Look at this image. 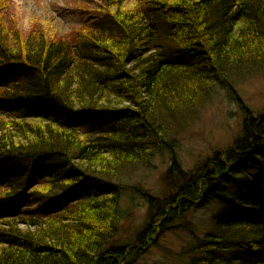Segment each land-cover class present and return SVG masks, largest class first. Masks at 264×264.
<instances>
[{
  "label": "trees",
  "instance_id": "1",
  "mask_svg": "<svg viewBox=\"0 0 264 264\" xmlns=\"http://www.w3.org/2000/svg\"><path fill=\"white\" fill-rule=\"evenodd\" d=\"M7 1L0 264H132L168 223L213 197L230 216L197 240L190 264H264V111L235 91L264 71V0H101L65 34L41 21L23 30ZM220 92L238 103L242 132L197 178L174 147ZM165 153L171 194L161 201L132 179ZM233 180L243 185L234 199L224 195ZM126 192L148 202L150 221L135 244L117 246L137 205Z\"/></svg>",
  "mask_w": 264,
  "mask_h": 264
},
{
  "label": "rangeland",
  "instance_id": "2",
  "mask_svg": "<svg viewBox=\"0 0 264 264\" xmlns=\"http://www.w3.org/2000/svg\"><path fill=\"white\" fill-rule=\"evenodd\" d=\"M100 4L101 0L7 1L10 13L23 30H27L32 21H41L60 34L79 26L95 14V9L100 7ZM235 91L256 114L264 111V71L240 79ZM216 96L196 111L195 119L179 134L174 147L180 168L194 174L206 168L203 178L209 176L213 166L209 159L216 152L230 147L242 132L243 114L238 103L226 92H220ZM172 161L170 153H165L158 156L149 167L135 168L132 184L158 200L168 198L171 187L166 174ZM241 188L243 185L233 180L228 183L224 195L232 199L239 197ZM127 196L134 199L137 205L119 227L115 240L117 246L135 244L138 234L150 221L148 202L135 192H126V198ZM225 208L223 199L213 197L205 204L192 208L187 214L176 217L168 223L157 245L142 250L132 264H190L191 257L198 254L194 251L197 240L205 239L212 233L220 217L230 216Z\"/></svg>",
  "mask_w": 264,
  "mask_h": 264
},
{
  "label": "bare ground",
  "instance_id": "3",
  "mask_svg": "<svg viewBox=\"0 0 264 264\" xmlns=\"http://www.w3.org/2000/svg\"><path fill=\"white\" fill-rule=\"evenodd\" d=\"M207 167V166H206ZM206 169V168H205ZM203 170V171H201V172H199V173H197V174H195L196 175V177L198 178V177H200L201 175H203L204 176V173L206 172V170ZM200 175V176H199ZM188 213V211H186V214ZM184 215V214H183ZM183 215H181V216H183ZM148 241V240H147Z\"/></svg>",
  "mask_w": 264,
  "mask_h": 264
}]
</instances>
